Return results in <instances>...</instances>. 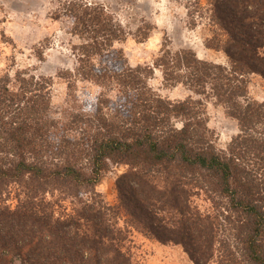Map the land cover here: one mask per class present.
Returning a JSON list of instances; mask_svg holds the SVG:
<instances>
[{
	"label": "trees",
	"instance_id": "trees-1",
	"mask_svg": "<svg viewBox=\"0 0 264 264\" xmlns=\"http://www.w3.org/2000/svg\"><path fill=\"white\" fill-rule=\"evenodd\" d=\"M186 6L228 65L166 46L154 66L132 67L118 47L122 25L73 0L60 11L82 43L78 66L61 77L60 116H51V78L0 74V264H137L135 233L182 247L193 264H264V101L249 92L252 76L264 79V0ZM155 69L166 88L190 95L154 90ZM78 82L99 91L81 101ZM210 101L238 124L226 149L209 128ZM112 165L124 168L115 205L96 190Z\"/></svg>",
	"mask_w": 264,
	"mask_h": 264
},
{
	"label": "rangeland",
	"instance_id": "rangeland-1",
	"mask_svg": "<svg viewBox=\"0 0 264 264\" xmlns=\"http://www.w3.org/2000/svg\"><path fill=\"white\" fill-rule=\"evenodd\" d=\"M73 0H0V74L6 70L31 71L36 76L53 80L51 116L58 118L69 99L68 82L61 78L64 73L78 66L77 46L82 41L73 34V22L63 16L61 8ZM99 4L110 12L127 33L125 41L118 44L124 50L132 67L154 66L161 50L188 49L199 58L217 64L228 65L224 53L207 48L206 21L192 27L188 18L186 0H82ZM206 6V0H201ZM60 15L59 20H55ZM140 31V33H139ZM143 33H142V32ZM149 38L143 39L148 34ZM14 70L12 72H14ZM154 90L172 100L185 99L190 92L178 87L168 89L163 84L162 73L155 69L150 80ZM116 89V88H115ZM98 88L78 82L77 99L83 101L88 94L96 95ZM250 96L264 101V79L252 76ZM114 95L119 94L116 89ZM209 128L213 130L219 149H226L232 138L239 133L238 124L225 114L223 107L210 101L207 104ZM124 172L123 167L111 166L96 190L110 205L117 204L116 182ZM198 205L209 209L205 197L196 199ZM11 206L16 201L10 202ZM130 249L137 264H193L180 246L163 245L140 234L131 237Z\"/></svg>",
	"mask_w": 264,
	"mask_h": 264
}]
</instances>
